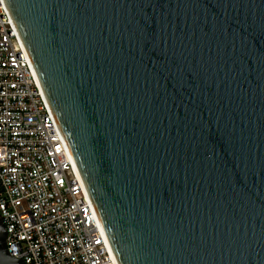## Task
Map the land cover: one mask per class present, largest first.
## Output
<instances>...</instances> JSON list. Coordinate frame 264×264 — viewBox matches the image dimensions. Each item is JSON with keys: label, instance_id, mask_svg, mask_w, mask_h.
Masks as SVG:
<instances>
[{"label": "water", "instance_id": "obj_1", "mask_svg": "<svg viewBox=\"0 0 264 264\" xmlns=\"http://www.w3.org/2000/svg\"><path fill=\"white\" fill-rule=\"evenodd\" d=\"M3 3L115 264H264V0Z\"/></svg>", "mask_w": 264, "mask_h": 264}, {"label": "built area", "instance_id": "obj_2", "mask_svg": "<svg viewBox=\"0 0 264 264\" xmlns=\"http://www.w3.org/2000/svg\"><path fill=\"white\" fill-rule=\"evenodd\" d=\"M0 217L24 264H115L3 0Z\"/></svg>", "mask_w": 264, "mask_h": 264}]
</instances>
